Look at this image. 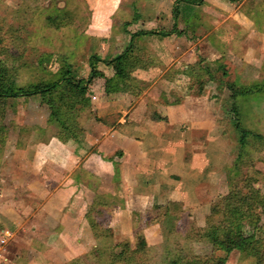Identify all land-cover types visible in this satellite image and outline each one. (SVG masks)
<instances>
[{
  "label": "rangeland",
  "instance_id": "obj_1",
  "mask_svg": "<svg viewBox=\"0 0 264 264\" xmlns=\"http://www.w3.org/2000/svg\"><path fill=\"white\" fill-rule=\"evenodd\" d=\"M118 1H121V13L117 14L115 24H112V17L108 13L109 7ZM138 1L140 4L143 1L150 3L146 8L149 13L150 5L154 4L153 0H0V62L3 61L13 72L14 90H28L32 89L36 82L55 80L62 74L65 63L69 64L70 72L74 77L86 78L89 72L90 54L103 56L106 59L110 58L113 51L118 53L123 50L128 36L123 31L127 32L126 27L129 23L125 21L121 25L118 22L135 8L133 3ZM165 1L159 0L160 3L162 2L161 7H165ZM230 5L231 11L234 8L245 16L257 14L258 21L259 17H263L259 23L255 20V27L260 26L262 34L257 29L250 36H248L250 33H246L252 56L245 60L241 58L243 53L240 54L239 51L242 50L235 43L232 44L233 50L241 56H226L224 53L217 60H205L199 55L195 37L197 34L198 37L206 35L212 25L204 21L196 27L191 25L193 29L188 25L185 33H182V49L188 52L193 48V52L190 58L183 56L181 63L186 66L181 69L178 80H173L174 73L168 72L167 76L173 83L165 85L166 87L148 88L147 83L141 78L134 80L135 78L131 76L127 80L126 89L107 93L104 90L103 77L95 75L86 85L85 95L89 99L88 104L79 109L77 121H68V124L74 126L72 128L75 138L67 137L63 140L75 139L77 146L86 144L84 151L93 152L96 148L94 137L100 139L106 135L113 138L114 130L129 124L128 118L132 116L136 103L141 102L145 106L134 111L137 112V117L139 114L140 117L159 120L157 119L159 105H156V102L167 104L172 97L179 101L189 95L193 96L192 102H195L196 106L203 107L204 113L208 114L207 117L212 113L215 133L221 129L222 135L217 137L214 135V140L210 142V147L213 145L214 149L211 148V153H208L213 163L199 173L201 175L197 178V184L192 185V190L187 183L180 184L181 187L189 190L186 201L183 204L172 201L167 206L168 212L165 215H156V219L147 223L159 222L161 231L153 230L149 233V240L158 239L161 243L155 244L156 247H151L143 254L134 255V259L141 264H166L162 261L164 256L167 259V256L178 251L208 257L224 255L222 250L217 249L207 239H197L196 229L205 226L210 204L220 200L224 205L223 198L228 192L241 186L248 177H251V184L264 195V88L262 92L237 95L232 99L231 91L226 85V82L230 81L235 84L249 85L257 82L264 85V6L259 8L257 2L253 0H241ZM137 10L138 8H135V11ZM201 11L200 16L203 17L217 15V13L207 14L206 11ZM170 24L171 22L159 29L169 30ZM183 24L179 21L178 26L182 27ZM111 27L113 31L118 29L123 34L119 33V36L115 35V39L111 38ZM229 27H226L228 33H233L237 28L236 25H234L235 29L232 25ZM149 44V41L135 42L133 51H144L143 49H147ZM102 45L106 49L103 54L100 52L103 51V48L100 50ZM94 65L104 75H111L112 71L108 65L101 61H95ZM197 94H203L206 100H195ZM232 100L238 105L242 126L251 131L247 136L245 147L248 158L242 162L236 160L237 134L228 121ZM187 107L192 109L194 104H187ZM181 127L184 129L185 126L181 125ZM86 129L89 131L87 136L84 132ZM96 129L101 132L100 136ZM57 131L59 127L50 120L49 108L42 102L39 94L19 95L0 100V169L5 175H10L16 163H30V146L39 145L40 140H47ZM197 136L196 134L195 137L192 136L197 149L201 145L203 149L206 148L207 143H201V139ZM106 154L108 155L109 151ZM122 155L123 151L116 149L111 156L114 161H121ZM105 157L108 159V156ZM115 171L117 178L113 180V184L105 178L104 188L113 187L117 198L113 200L103 194L101 202L89 209V217L98 221L102 228L110 219L109 211L114 206L110 207V204L115 203L120 208L125 207V204L129 205L128 193H132L131 188L128 189L129 187L120 177L121 167H117ZM72 174L76 175L77 170ZM81 175L82 179L89 181L88 177ZM171 180L179 182L180 179L172 177ZM161 192L169 193L165 189ZM127 208H124L125 213ZM151 209L152 207L140 209L135 205L131 208L135 216L122 214L118 217V222L123 221V228L134 227L133 234L125 232V229H122V233H116L108 228L107 234L99 237L101 243L97 244L96 249L93 247L82 256L83 264L125 263L124 259L110 262L111 254L119 250L127 252L134 246L141 232L140 224L145 222L143 214ZM241 229L245 235L253 233L255 238L263 241L264 245V214L256 224L243 219ZM128 234L129 236H125ZM223 264H254V259L233 249L228 252Z\"/></svg>",
  "mask_w": 264,
  "mask_h": 264
},
{
  "label": "crops",
  "instance_id": "obj_2",
  "mask_svg": "<svg viewBox=\"0 0 264 264\" xmlns=\"http://www.w3.org/2000/svg\"><path fill=\"white\" fill-rule=\"evenodd\" d=\"M172 1L166 0L165 7H161L162 2L153 0L154 4L150 5L149 13L146 8L150 3L134 2L133 7L138 10L135 11L134 8L118 22L121 25L125 21L130 24H127V32L123 31L128 35L126 43L130 39L129 32L139 29L164 30L159 28L171 22ZM253 1L257 2L259 8L264 6V0ZM231 3L235 2L203 0L201 4L191 8L190 17L197 24L204 21L212 25L206 35L198 37L197 34L195 37L199 55L205 60H217L224 53L226 56L238 57L243 53L241 58L245 60L252 56L246 33H250V36L256 29L263 33L260 26L255 27L263 17H259L258 21L257 14L245 16L234 8L231 11ZM109 8L108 13L113 20L111 23L115 24V17L121 13V1ZM201 10L217 15L203 17L200 16ZM229 25L233 29L234 25L237 26L233 33L227 32L226 27L230 28ZM110 31L113 39L115 35L123 34L118 29L113 31L112 27ZM182 35L171 32L166 35L153 33L135 36L134 43L149 41L150 44L144 51H133L134 55L141 54L148 59L145 67L132 71L134 80L141 78L148 88L166 87L165 85L173 83L167 76L168 72H173V80H178L181 69L186 66L181 63L183 56L190 58L193 52V48L188 52L182 49ZM235 43L242 50L239 51L240 54L233 50L232 44ZM101 49L103 54L106 50L104 45ZM116 53L117 51H113L110 57ZM191 97L193 98L188 95L179 101L172 97L167 104L156 102L159 105V120L140 117L139 114L137 117V112L134 111L145 106L141 102L136 103L132 116L128 118L129 124L114 130L113 138L106 135L100 139L94 137L96 148L93 152L84 151L86 144L77 146L75 139L64 141L51 134L47 140H40L39 145L30 146V163H16L10 175H5L0 169V264H65L76 257L84 256L101 243V238L94 236L89 223V209L101 202L103 194L113 200L117 198L113 187L104 188L105 178L110 180V184L117 178V167H121L120 177L128 189L132 190L127 196L131 207L125 204V207L120 208L111 203L110 207L114 206L110 208V219L104 227L116 233H122V229H125V232L132 235L134 227L123 228V221L118 222V217L122 214L135 216L133 210L131 211L135 205L142 209L154 205L162 207L161 204H164L166 214L167 206L172 201L183 204L189 190L180 184L187 183L192 190V185L197 184V178L201 175L199 173L213 163L209 153L214 146L210 147V142L214 140V135H222L221 129L215 133L212 113L207 117L203 107L196 106ZM196 99L206 100V97L197 94ZM187 104H194V108L190 109ZM181 125L185 126L184 129H181ZM84 132L86 136L89 135L87 129ZM97 132L100 136L101 132ZM195 134L201 139V143H207L206 148L203 149L201 145L197 149L192 138ZM191 142L193 144L189 145ZM116 149L123 151L121 161L112 159L111 155ZM76 170L77 174L73 175ZM81 174L88 177L89 181L82 179ZM172 177L179 178V182L171 180ZM162 189L169 193H162ZM124 208H127V213ZM139 229L147 244L161 243L158 239L149 240V233L153 230L161 231L159 222L141 223Z\"/></svg>",
  "mask_w": 264,
  "mask_h": 264
},
{
  "label": "trees",
  "instance_id": "obj_3",
  "mask_svg": "<svg viewBox=\"0 0 264 264\" xmlns=\"http://www.w3.org/2000/svg\"><path fill=\"white\" fill-rule=\"evenodd\" d=\"M230 1L239 2L241 0ZM202 2L203 0H174L171 7V24L169 30L139 29L129 32L130 39L123 50L107 59L96 54H90L88 57L89 72L86 78L74 77L70 72L69 64L65 63L62 74L55 80L36 82L32 89L28 90H14L15 79L13 72L1 61L0 100H6L10 97L14 98L19 95L29 96L39 94L42 102L49 108L50 120L55 122L59 127V131L54 135L61 140L67 139V137L75 138V133L72 128L73 125L68 124V121H77L79 109L88 104L89 99L85 95V90L87 83L92 77L95 75L103 77L104 90L107 93L126 89L127 80L132 76V71L136 68L145 67L148 60L141 54H133L135 46L133 38L137 35L153 33L160 35H166L171 32H176L177 34L185 33L188 25H193V27L197 25L196 21L190 17L191 8ZM179 21L184 23L182 27L178 26ZM193 27L191 26V29ZM95 61H101L105 65H108L112 71L111 75H104L102 71L96 69L94 65ZM226 85L231 91V98L237 95H246L251 92H260L264 88L263 83L257 82L244 85L235 84L230 81L226 82ZM229 113L228 121L237 134L238 154L236 160L242 162L248 158L245 147L247 144V136L251 131L242 126L238 105L235 100L231 102ZM256 136L260 137L259 134H256ZM250 179L251 177L246 178L241 186L229 191L228 195L223 198L224 205L221 204L220 200L212 202L209 206L210 211L206 215L205 226H200L196 229L197 239H207L217 249L222 250L224 255L208 257L178 251L167 256V259L164 256L162 261L166 264H223L228 252L237 249L244 255L253 257L254 264H264L263 241L255 238L253 233L248 235L243 234L241 229V221L243 219L249 223L256 224L262 214H264V195L251 184ZM165 210L166 208L164 206L154 205L150 211L147 210L143 214L145 222H152L153 219H156V215H165ZM88 220L95 237H101L107 234L108 227L102 228L94 218L88 217ZM156 245L147 244L143 233L140 232L134 246L127 252H124V250L114 252L111 254L110 262L117 259H124L125 263L123 264H141V262H137L134 259V255L138 253L143 254L146 250L151 249V247H156ZM93 249H96V247ZM65 264H83L82 257H76Z\"/></svg>",
  "mask_w": 264,
  "mask_h": 264
}]
</instances>
